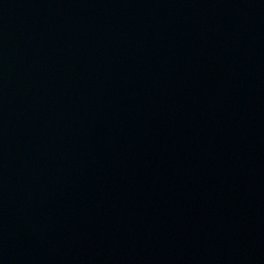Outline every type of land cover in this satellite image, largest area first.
<instances>
[{
	"label": "water",
	"instance_id": "1",
	"mask_svg": "<svg viewBox=\"0 0 264 264\" xmlns=\"http://www.w3.org/2000/svg\"><path fill=\"white\" fill-rule=\"evenodd\" d=\"M0 264H264V0H0Z\"/></svg>",
	"mask_w": 264,
	"mask_h": 264
}]
</instances>
